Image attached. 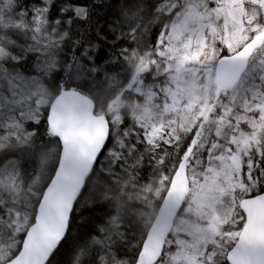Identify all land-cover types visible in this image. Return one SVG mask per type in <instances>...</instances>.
Returning <instances> with one entry per match:
<instances>
[{
    "label": "snow or ice",
    "instance_id": "obj_1",
    "mask_svg": "<svg viewBox=\"0 0 264 264\" xmlns=\"http://www.w3.org/2000/svg\"><path fill=\"white\" fill-rule=\"evenodd\" d=\"M137 8L123 11L127 31L115 37L136 45L118 53L126 81L96 63V45L75 41L68 79L51 92L4 65L36 54L46 57L38 59L44 76L59 70L56 52L70 38L62 29L87 22L89 6L0 0L8 86L0 92V264H55L98 170L126 197L116 198L111 229L126 203L145 209L133 213L138 243L129 260L113 250L122 233L90 236L70 264H264V0H143ZM149 9L152 19L141 22ZM84 71L114 82V95L97 100L72 87ZM41 124L55 149L40 153L26 181L13 154L33 147ZM145 162L151 174L141 184Z\"/></svg>",
    "mask_w": 264,
    "mask_h": 264
},
{
    "label": "trees",
    "instance_id": "obj_2",
    "mask_svg": "<svg viewBox=\"0 0 264 264\" xmlns=\"http://www.w3.org/2000/svg\"><path fill=\"white\" fill-rule=\"evenodd\" d=\"M34 2L35 0H21V3L25 4ZM73 2L76 4H87L90 8V17L87 22L75 20L71 28L65 26L62 29L69 31L70 38L56 52V59L59 61L57 65L59 70H54L47 76H44L39 69L38 59L43 61L46 57H37L36 54H29L27 59L20 64L9 62L4 67L9 72L13 74L19 73L26 78L38 77L49 91L55 92L56 86L61 81L68 79V74L64 71V65L70 62L69 58L74 55L72 51L75 46L74 42L79 41L80 47L96 45L101 50L96 63L98 65L106 64L107 66L104 68V72L109 76L115 75L118 81H126L129 69L124 64V61L119 60L117 62L118 53L122 48L131 49L136 47V45L117 40L115 37L121 31H127L126 21L122 15L123 11H128L129 15L137 12V5L142 3L143 0H73ZM64 3L65 0H56L57 6H62ZM100 4L104 6L99 7L98 5ZM150 12L151 9L139 12V17H142L141 22L147 23L152 19ZM56 15V9L54 8L52 18H55ZM30 43V40L27 41V44ZM16 54H18V50ZM75 54L79 55V51L77 50ZM109 61L112 62L109 63ZM82 62L87 65L86 60ZM6 85L4 80L0 79L1 92H6ZM71 86L79 87L95 99H104L105 101L112 97L117 90L114 82L113 86L110 87L109 82L103 75L97 74L93 76L88 74L87 71H84L79 77L75 78ZM32 90H34V87L31 85L29 91ZM25 127L31 130L32 125L26 124ZM49 148L55 149V141L45 138L44 125L41 124L38 128V137L33 147L19 149L15 152L16 154H13V158L21 161V169L26 181L38 170L40 153L47 151ZM149 170L150 168L147 167V162H145V167L140 170L139 177H143ZM146 181H148L147 178L143 179L141 183ZM126 191L130 192V190ZM83 195L84 199L81 200L80 207L77 209L78 215L74 219L71 237L56 256L55 264H70L74 256L73 250L78 245L88 241L90 236L104 239L108 231H118L123 234L122 238L113 236V240L115 241L113 250L116 251L118 257L131 260L139 237V231L135 226L136 220L133 213L144 209L142 207L141 209L136 208V206L134 207L133 202L126 203L124 209H122L123 219L121 226L115 230L111 229L108 221L110 216L116 214V198L119 197L121 201H124L126 197H120L119 186L112 182L111 177L99 170L92 177ZM105 197L108 199H105ZM100 228H104L106 233L102 234L99 231Z\"/></svg>",
    "mask_w": 264,
    "mask_h": 264
},
{
    "label": "rangeland",
    "instance_id": "obj_3",
    "mask_svg": "<svg viewBox=\"0 0 264 264\" xmlns=\"http://www.w3.org/2000/svg\"><path fill=\"white\" fill-rule=\"evenodd\" d=\"M152 35V32L150 31V33H149V36H151ZM40 69V68H39ZM7 85L5 86V91L6 92H4L3 91V93L5 94V95H7ZM31 87V85L29 84V85H25V84H21L20 85V88H21V90L24 92V93H28V91H29V88ZM1 92V91H0ZM145 171H148V170H145ZM151 174V169L149 170V172L148 173H146V174H144V176L143 177H141L140 176V183L143 181V179H148V176ZM26 180V179H25ZM147 182V181H146ZM146 182H144V183H146ZM141 184H143V183H141ZM138 204L137 203H135L134 201H133V206L135 207V206H137Z\"/></svg>",
    "mask_w": 264,
    "mask_h": 264
},
{
    "label": "bare ground",
    "instance_id": "obj_4",
    "mask_svg": "<svg viewBox=\"0 0 264 264\" xmlns=\"http://www.w3.org/2000/svg\"><path fill=\"white\" fill-rule=\"evenodd\" d=\"M81 4V3H80ZM96 11V10H95ZM116 13V12H115ZM97 14V13H96ZM73 25V24H72ZM81 26V25H80ZM71 28V27H70ZM95 32V31H94ZM73 34V33H72ZM105 39V38H104ZM109 39V38H108ZM73 41V40H72ZM72 46V45H71ZM64 55V54H63ZM101 56V55H100ZM30 64V63H29ZM25 65V64H24ZM31 67V66H30ZM25 69V68H24ZM25 77V76H24ZM30 125V124H29ZM16 154V153H15ZM70 258V257H69Z\"/></svg>",
    "mask_w": 264,
    "mask_h": 264
},
{
    "label": "flooded vegetation",
    "instance_id": "obj_5",
    "mask_svg": "<svg viewBox=\"0 0 264 264\" xmlns=\"http://www.w3.org/2000/svg\"><path fill=\"white\" fill-rule=\"evenodd\" d=\"M149 176H150V175H149ZM149 176H148V178H149ZM136 208L141 209V205L138 204V205L136 206ZM144 210H145V209H144Z\"/></svg>",
    "mask_w": 264,
    "mask_h": 264
}]
</instances>
